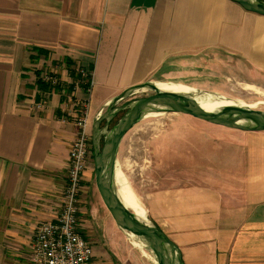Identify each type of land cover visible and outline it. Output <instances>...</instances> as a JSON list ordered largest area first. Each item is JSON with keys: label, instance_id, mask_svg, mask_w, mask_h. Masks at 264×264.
<instances>
[{"label": "crops", "instance_id": "obj_1", "mask_svg": "<svg viewBox=\"0 0 264 264\" xmlns=\"http://www.w3.org/2000/svg\"><path fill=\"white\" fill-rule=\"evenodd\" d=\"M231 55L264 73V16L233 0H0V264H34L38 224L61 213L74 119L90 105L87 79L68 69H86L102 90L92 123L117 91ZM50 59L62 61L58 85L75 84L64 102L65 90L37 86ZM219 126L185 137L179 127L164 139L166 153L193 170L168 176L146 205L184 264H264V131ZM206 141L216 154L204 169L196 163L209 160ZM94 171L90 160L82 192Z\"/></svg>", "mask_w": 264, "mask_h": 264}, {"label": "rangeland", "instance_id": "obj_2", "mask_svg": "<svg viewBox=\"0 0 264 264\" xmlns=\"http://www.w3.org/2000/svg\"><path fill=\"white\" fill-rule=\"evenodd\" d=\"M220 54L225 55L227 53L222 52ZM231 57L222 56L217 59L207 57L206 61L211 65L203 67L204 69H187L185 75L176 74L168 77L159 73L155 76L165 82L183 83L193 89L192 93L195 96L211 94L224 96L232 101H243L248 104L258 103L256 109L264 111V73L253 69H242L237 62V57L232 55ZM60 60L55 61L58 64L53 66L50 65L51 59L44 61L41 66L49 63L48 67L51 69H43V75L46 72H52L59 78L62 69L60 67L62 61ZM147 81L152 80L146 79L144 82ZM121 93L122 91H117L112 98ZM151 93L154 91L149 88L139 89L119 101L117 105H122L136 97L148 96ZM99 94H103L102 90H99L97 84H93L91 93L89 92L87 95L90 100L91 116H93ZM90 115L89 119L91 120ZM116 116L112 123L120 117V115ZM95 119L92 123L90 122L91 133ZM112 123L111 126H113ZM179 127L190 132L182 134L185 137V135H198L201 132L212 133L215 127L221 126L177 112L148 115L125 135L120 145L117 159L118 167L123 172L129 186L134 190L139 202L145 208L146 217L151 222L145 196L164 186L165 182L171 179L168 176L180 175L183 169L193 170V168L187 169L179 164L177 153L175 155L166 153L168 149L164 146V139L172 133L175 135V131ZM210 145V141H206V146L203 149L209 160H205L203 157L199 158L196 166L202 164L204 169L207 168L208 163L216 154V152L211 151ZM189 163L191 164V161ZM194 165V163L191 164L192 167ZM80 201V230L93 245L95 253L98 255V258L96 255L98 264H158L155 255L149 249L145 247L146 253H144L139 247L133 245V239L117 226L98 191L95 171L93 179L85 185Z\"/></svg>", "mask_w": 264, "mask_h": 264}, {"label": "water", "instance_id": "obj_3", "mask_svg": "<svg viewBox=\"0 0 264 264\" xmlns=\"http://www.w3.org/2000/svg\"><path fill=\"white\" fill-rule=\"evenodd\" d=\"M233 1L249 12L264 16V0ZM144 88L153 90L154 94L117 105L122 99ZM122 110H125L124 114L109 127L113 118ZM165 112L188 114L239 130L264 131V111L239 104L208 110L192 92L162 90L157 82L147 81L125 89L108 103L106 111L96 117L91 133L95 180L102 200L117 226L129 236L132 234L134 239L142 241L155 255L158 264H184L179 246L158 225L147 217H141L125 204L117 181L118 153L125 135L146 116Z\"/></svg>", "mask_w": 264, "mask_h": 264}, {"label": "built area", "instance_id": "obj_4", "mask_svg": "<svg viewBox=\"0 0 264 264\" xmlns=\"http://www.w3.org/2000/svg\"><path fill=\"white\" fill-rule=\"evenodd\" d=\"M79 71L88 83L89 91L93 86L90 72L80 68ZM44 81L55 88L60 80L55 73L46 72ZM49 101L46 94L35 103L36 109H43ZM76 136L70 149V159L66 186L61 200V213L54 220L41 221L36 229L33 244L32 261L34 264H98L93 245L80 230V196L83 188V173L90 160L91 130L89 122V105L74 119Z\"/></svg>", "mask_w": 264, "mask_h": 264}, {"label": "bare ground", "instance_id": "obj_5", "mask_svg": "<svg viewBox=\"0 0 264 264\" xmlns=\"http://www.w3.org/2000/svg\"><path fill=\"white\" fill-rule=\"evenodd\" d=\"M157 85L162 90L168 91H177V92H193V89L183 83L180 82H165V81H157ZM197 101L206 109L214 110L217 107L223 105H232V104H239V105H248L251 108H256L258 103L248 104L243 101H232L227 99L224 96H213L211 94H203L201 96H196ZM160 113H153L152 115H159ZM117 181L118 186L120 189L121 197L123 198L125 204L131 209H133L138 215L145 218L146 217V210L143 205L139 202L137 195L135 194L134 190L129 186L127 183L123 172L119 167H117ZM134 235L130 234V237L133 239V245L139 247L144 253L145 245L142 241L135 240Z\"/></svg>", "mask_w": 264, "mask_h": 264}, {"label": "trees", "instance_id": "obj_6", "mask_svg": "<svg viewBox=\"0 0 264 264\" xmlns=\"http://www.w3.org/2000/svg\"><path fill=\"white\" fill-rule=\"evenodd\" d=\"M37 51L39 52V54H44V55H48V52L46 51V50H44V49H37ZM41 55H39V56H35V57H33V61H35V60H38L39 59V57L41 56ZM65 62L67 63V65L70 67V68H72L71 66L73 65V60L72 59H65ZM69 70V73H70V75L72 76V78L75 80V81H77V80H79V79H83L84 77H83V75L81 74V72L79 71V69H68ZM36 73H37V75L39 76V78L37 79V86H38V88L39 89H41L42 91H44V92H50V91H52V90H55L56 92H62V91H64L65 90V94H62V97H61V100L64 102L66 99H67V97H66V95H67V93H71L73 90H74V88H75V84L73 83V84H71L70 86H68V87H62L61 85H57L55 88H53L49 83H47V82H45L44 81V79H43V77H40V75H41V71L40 70H38V71H36ZM90 79H91V76H89V81H90ZM89 81L84 85V87H87L88 86V83H89ZM124 114V111H121V112H119L118 113V115L117 116H119L120 115V117L122 116ZM116 116V117H117ZM119 117V118H120ZM118 118V119H119ZM113 119H115V118H113ZM117 119V120H118ZM112 121H114V120H112ZM112 121H111V123H112ZM116 122V121H115ZM114 122V123H115ZM105 123V122H104ZM103 123V124H104ZM111 123H110V126H111ZM114 123H112L113 125H114ZM91 143H92V141H91ZM92 145V144H91ZM91 152H92V157H93V148L91 147ZM81 214V213H80Z\"/></svg>", "mask_w": 264, "mask_h": 264}, {"label": "flooded vegetation", "instance_id": "obj_7", "mask_svg": "<svg viewBox=\"0 0 264 264\" xmlns=\"http://www.w3.org/2000/svg\"><path fill=\"white\" fill-rule=\"evenodd\" d=\"M152 94H154V93H151L150 95H152ZM122 111H124L125 112V110H122ZM96 255H97V253H95ZM97 258H98V255H97Z\"/></svg>", "mask_w": 264, "mask_h": 264}]
</instances>
